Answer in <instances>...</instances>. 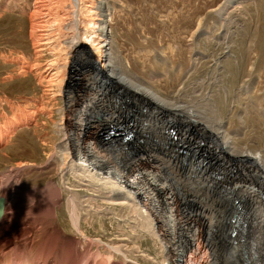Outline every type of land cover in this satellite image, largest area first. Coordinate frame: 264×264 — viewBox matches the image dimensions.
<instances>
[{
  "label": "rangeland",
  "instance_id": "rangeland-1",
  "mask_svg": "<svg viewBox=\"0 0 264 264\" xmlns=\"http://www.w3.org/2000/svg\"><path fill=\"white\" fill-rule=\"evenodd\" d=\"M228 2L230 5L226 8ZM103 5L111 10V20L107 22L110 38L107 47L108 64L115 67L114 71L118 68L120 74L132 78L135 83H142L144 85L142 87L146 86L147 90L165 99L170 108L178 106L175 113H179V116L191 117L196 124L203 126L200 129L202 131L205 129V134L211 136L210 142L214 144L211 150H218L215 141L225 142L227 137L231 138L227 146L230 144L229 147H232L234 155L240 160L237 161L241 162L238 163L242 165L240 173L235 171L238 165L227 168L225 167L227 164L220 165V162L213 161L214 166L225 170L227 177L231 176L228 185L233 187L239 182L240 187L252 189L254 193L249 195L248 190H244L241 191L242 199H237L238 196L229 198L227 183L223 180L219 182V178L214 174L216 170L212 172L208 169L211 166L209 158L214 154L205 153L206 159L202 157L201 160H196L193 155V159H190L189 145L193 143V139H197V135L190 134V131L180 130V134L183 133L180 136L181 142L177 137L175 140L168 139L167 147H164L169 151L164 152L162 134L165 130V122L171 120L173 116L157 115L153 108L144 112L142 108L145 105L136 100H130L127 107L120 109L114 95L107 90L108 87L101 84V80L96 79L97 74L93 71L92 65L73 63V55L69 56L68 46L62 38L58 40V51L62 55V63L68 62V70L66 66L58 68L59 54L56 53L52 42L53 34H50L49 26H46L52 21L47 16L49 7L46 0H0V98L10 104L9 99L3 96L7 94L16 102L19 110V118L15 123L7 119L9 122L3 124V115L0 112L2 122H0V195L6 197L8 210L2 226L0 225L2 231L0 235L13 236L10 238L12 241L19 233H13L15 230L29 229L27 228L29 225L23 223L31 217L40 219L34 227L30 226L34 231L33 229L30 231L32 233L29 240L33 243L29 249L35 254L34 259L43 258L42 248L39 246L47 234L51 236L53 231L59 233L63 231L64 236L61 233L63 238L59 246L50 250L56 248L51 254L53 253L52 257L58 258L57 260L61 255L64 257L65 254L66 259H69L67 258L69 256L70 259L66 260V264L68 262L70 264L73 258L74 261L79 260L78 256L81 255L80 260L92 259L98 253L100 258L94 257L90 259L91 261L88 260V264L89 262L92 264L96 258L102 261L111 255L110 252H114L111 248H117L126 258L125 260L114 252L112 257L113 262L116 263L131 261L134 264H199V262L200 264H243L241 258L239 260L233 256L234 249L241 248L240 233L232 237L234 229L237 228L232 221L238 208L235 204L237 201L240 208L245 205L247 209L246 246L249 247L254 243L258 253H263L264 191L261 193L258 188L263 187V182L254 176V171H250L248 164L243 163L255 157L258 164L264 168V0H104ZM36 66L38 68H35ZM4 84L8 85L4 86ZM134 106L142 112L137 131L142 138L138 140L136 137L142 142H132L135 143V147L137 144L145 150L149 146L146 152L150 153L152 156L150 158L156 160V164L147 168L149 171L141 173L156 176L155 166L161 162L166 172L165 177L160 176V181L166 180V189L169 190L165 193L166 195L174 193L170 200L176 195L175 187L184 191L186 196L189 194L190 198L193 197L190 202L189 198L180 199L182 209L188 208L186 211L189 213L186 216L192 215V217L183 219L182 213L178 216L179 225L189 229L188 232L191 227L194 228L191 231L193 232L190 238L191 245L187 243L186 238L166 237L162 232L159 234L157 229L159 224H154L155 222L152 221L151 213L154 215V211L145 199L141 198V201L148 205L151 212L147 211L143 215L139 204L120 200L117 202L116 196L114 200L109 197L110 192L115 195L116 188L113 184L108 185L105 180L102 184L95 183V178L84 171L69 172L76 161L73 152L71 156L68 154L72 163L68 162L66 167V187L62 185L60 177L63 155L57 147L63 144L64 135L77 132L73 124L76 119L81 118L80 115L83 116L84 113L83 119L86 120L81 122L90 121L89 123L92 124L103 125L105 122L101 123L99 117L104 119V114L108 115L109 112L116 116L123 114L126 117L133 112ZM133 114L136 115L134 112ZM123 118L118 119L120 123L125 122ZM154 121L157 123L154 124ZM34 122L40 124V127L28 130ZM101 127L102 131L99 130L96 143L100 142L104 147L106 144L102 142L101 137L110 128L108 125ZM17 128H22V131L12 139L10 145L4 147ZM84 139L85 143L94 140L91 136ZM180 143L186 146L185 149L189 148L190 155L188 153V156H185L179 152L178 148L183 146ZM194 143L199 147L201 145L198 141ZM105 148L109 150L107 154L120 151L114 146L107 145ZM203 149L208 152L207 148ZM138 154H142V151L136 150L132 156ZM243 175L245 178L242 177ZM48 184L57 185L61 194L60 203L53 207L54 216L49 215V217L46 213L44 215L43 212L38 213L37 210H33L35 209L33 204L46 202L50 198L47 199V193L41 199H34L35 197L28 199L24 194L25 191L30 194L39 189L44 193ZM47 190L51 193L53 188ZM219 197H225L226 201H222ZM18 199L22 202L19 203ZM185 200L189 202L188 206ZM21 203L23 206L19 205ZM172 204L173 207L180 209L178 202L173 201ZM29 209L32 210V214ZM71 210H74L76 215L73 219H78V231L73 226ZM191 211L196 214L193 215ZM10 212L14 213V217ZM33 212L37 215H33ZM19 215L22 217L20 218ZM201 220L206 221V225L205 223L203 225ZM10 222L13 225H9ZM25 226L27 227L22 228ZM9 228L13 230L8 232ZM167 239L175 242L173 245L177 252L187 254L190 249L192 261L187 260V262L177 256L169 258V248L165 246ZM23 242L21 245L26 244ZM169 242H166V245ZM60 245L61 248L65 247L61 249ZM61 252L64 253L60 254ZM85 252L88 256L84 257ZM72 253H76L74 254L77 255L76 258Z\"/></svg>",
  "mask_w": 264,
  "mask_h": 264
},
{
  "label": "bare ground",
  "instance_id": "bare-ground-1",
  "mask_svg": "<svg viewBox=\"0 0 264 264\" xmlns=\"http://www.w3.org/2000/svg\"><path fill=\"white\" fill-rule=\"evenodd\" d=\"M47 2V5L49 7V12H47V16L50 17V19L52 20L50 22V25H46V26H49L50 28V34H53L52 35V42H53V45L55 46V50H56V53L59 54V58L57 60V65L58 68L59 67H64L66 66V68L68 67V62H64L62 63V55L59 53L58 49H59V45H58V40L60 38L62 39H65V43L67 44L68 46V49H69V52L68 54H70L69 56L73 55L72 59L73 60V63H77L75 65H82L84 63H87L89 64L90 66L92 65V68H95L97 70H99V73L103 76H99L97 74V77L96 79L98 80H102L103 81V84H109L111 87H118L119 89H122L123 91H128L130 93H132L137 99L139 100H144L146 101L145 103L147 104H150L152 105V107L155 109V110H158V112L160 111H164V112H168L169 115H172L173 118L171 120H168L165 122V130H164V133L162 134V142H163V147L166 146V141L168 142V139H172V137H177V140H179V142L182 141V139L180 138V136H182L181 133L180 134V130L181 132H183L182 130L184 131H190V134H194V133H200L199 135H197V139H193V143L190 144V148L191 150L189 152H191V157L190 159L192 158L193 159V155L195 156V159H200L203 157V159H206V154L210 153V154H214L213 157L209 158V163L211 164V166L208 167V169H210L212 172H214V164L212 161H216L217 162H220L219 164L222 165V164H227L225 165V167H231V168H234L236 165H238V163H241V162H238L240 161L238 156H235L234 155V152L232 151V147H229L227 146L228 145V141H231V138H226V141L225 142H216V145H217V149L216 151L214 150H211L213 147V143L210 142V138L211 136H208L207 134H205V129L204 131H202L200 128H203V126L201 125H198L195 123V121H193V119L191 117H188V116H179L178 114L179 113H175V110H177L178 106H175L173 109L169 107V103L163 99L162 97H160L159 95H157L155 92L153 91H149L147 90L145 87H142L144 85H142L141 83H135L132 78H129L127 76H124L122 74L119 73L118 71V68L115 69L114 71V68L112 65L108 64V45L110 43V38H109V35H108V24L107 22H109L111 20V10L109 8H107V6L105 7L103 5L104 3V0H46ZM38 3V2H37ZM230 5V3L228 2L227 3V6L225 5V7L227 8L228 6ZM49 31V30H48ZM50 40V39H49ZM42 41V40H41ZM39 41V42H41ZM48 45V44H47ZM50 45V44H49ZM37 52V51H36ZM67 54V55H68ZM66 59V58H65ZM20 61V60H19ZM21 62V61H20ZM56 64V63H55ZM46 65V64H45ZM86 65V64H84ZM69 66H70V63H69ZM24 67V66H23ZM71 67V66H70ZM35 68H38L37 66ZM33 68V70L35 69ZM45 68V67H44ZM51 69V68H50ZM53 70V69H52ZM64 70V69H63ZM68 70V68H67ZM46 71V70H45ZM78 72V71H77ZM46 73V72H45ZM53 73V72H51ZM68 73V72H67ZM70 74V73H69ZM61 76V75H60ZM69 76V75H68ZM44 79V78H43ZM85 79V78H84ZM55 81V80H54ZM87 81V79H86ZM85 82V81H84ZM59 83V82H58ZM87 84V83H86ZM90 84V83H89ZM88 84V85H89ZM102 84V83H101ZM91 85V84H90ZM52 86V85H51ZM70 86V85H69ZM65 87V86H64ZM63 87V88H64ZM83 88V87H81ZM79 89V88H78ZM149 89V88H148ZM86 90H88L86 88ZM108 91H110V88L107 89ZM151 90V89H150ZM81 91V90H80ZM84 92H85V89H84ZM108 93V92H107ZM106 93V94H107ZM68 94V93H66ZM71 94V93H70ZM104 94V93H103ZM61 95V94H60ZM89 95V94H88ZM100 95V94H99ZM92 96V95H90ZM101 96V95H100ZM113 96V95H112ZM73 97V96H72ZM104 97V96H102ZM62 98V95L61 97ZM112 99V98H110ZM94 100V99H93ZM114 100V99H113ZM97 101V100H96ZM104 101V100H103ZM112 101V100H111ZM137 101V100H136ZM68 103V102H67ZM99 103V102H98ZM69 104V103H68ZM83 104V102H82ZM75 103L73 104V107H74ZM79 105V104H77ZM86 105V104H85ZM88 105V103H87ZM108 105V104H107ZM172 106V105H171ZM72 107V106H71ZM72 107V108H73ZM77 107V106H76ZM91 107V106H90ZM79 108V107H78ZM89 109V108H88ZM94 109V108H93ZM106 110V109H105ZM126 110V109H125ZM71 111H73L71 109ZM112 112V110H110ZM124 111V110H123ZM122 111V112H123ZM94 112V110H93ZM100 112V111H99ZM107 112V111H106ZM121 112V111H120ZM96 113V112H95ZM133 113V112H132ZM81 118H77L76 121L73 123L74 124V128L76 126V130L77 132H73V133H68L67 136H65L64 138V142L63 144L59 145L57 148L59 149L60 153L63 155L61 157V162H62V171H61V182H62V185L66 187V167L68 166V162H71L72 163V159H70L69 157V148L73 147V148H76V151H77V155L79 156V158L77 159V161H75L74 163V167L71 168L69 170V172H78V171H84L85 173L87 174H90L91 177L95 178L94 182L97 183V182H101V184L103 183V180H105V182H107V184L109 185V183L113 184L115 186L116 189H119V184L122 183V184H125L128 188L132 189V191H141L143 192V196H142V200L145 199L146 201L149 202V204L152 206V210L154 211V215L151 213L152 217H153V223L154 224H157L159 227L157 228L158 229V232L160 234V232H162L163 234L166 235V237H178V238H181L183 237L184 239L186 238V241L187 243L190 244V238L193 234V232L189 233L188 230L189 229H186L185 227H182L180 225H178V221L177 219H179L178 216H180V213H182L183 215V219H187V218H190L192 217V215H189V216H186L189 212L186 211L188 210V208H184V210L182 209V203L180 201L181 200H184V199H187L189 198V202H190V199H193L189 197V194H186L184 193V191H182L179 187H175L174 190L177 191L176 192V195L173 197L172 200H170V197L173 196L174 193H168L169 195H166L165 192L169 191L166 189V180H164L163 182L160 181V176H164L165 177V170H163L162 166H161V162L158 163L156 166H155V169L157 171V174L156 176H153V175H146L144 173H139L138 175H135L133 176L132 178H136V179H128V176L129 175H125L123 174L120 169H125L127 170V168H132V169H137V164L131 160V162H128L127 160L128 159H131L135 156H131V158H129L125 153L126 152H122V147L120 146V144L118 143V145H112L114 146V148H118V151L117 153H114L113 154H107V151H109L107 148V145L103 147V144L98 142L96 143L98 140L97 139V135H98V132L99 130L102 131V129H100L101 126H106V125H112V124H121L119 122V118H122L124 117L123 114L122 116H116L115 114L113 113H110L108 115L104 114V119H101L100 122L103 123V125L101 124H95V123H89V122H81V121H85L86 119H83L85 117V114L82 113ZM147 114V113H146ZM72 115V114H71ZM95 115V114H94ZM100 116V115H99ZM71 117V116H70ZM95 117V116H94ZM119 117V118H118ZM149 117V116H148ZM87 118V117H86ZM150 118V117H149ZM164 118V117H163ZM124 119V118H123ZM166 119V118H165ZM143 120V119H142ZM145 120V119H144ZM151 120V119H150ZM149 121V119H148ZM147 121V122H148ZM92 122V121H91ZM99 122V121H98ZM126 122V121H125ZM143 122V121H142ZM155 122V121H154ZM150 123V122H149ZM148 123V124H149ZM152 123V122H151ZM157 122H155L154 124H156ZM139 124V123H138ZM146 124V123H145ZM153 124V123H152ZM202 124V123H201ZM66 125V124H65ZM64 125V126H65ZM71 125V124H70ZM69 125V126H70ZM141 125V124H140ZM143 126V125H142ZM156 126V125H154ZM151 127V126H150ZM102 128V127H101ZM155 129V127H154ZM105 130V129H104ZM66 131V130H65ZM64 132V131H63ZM149 132V131H148ZM167 132H170L169 134H165ZM171 132H174L173 135H171L172 133ZM66 133V132H64ZM144 133V132H143ZM100 135V134H99ZM195 135V134H194ZM193 135V136H194ZM222 134H219V136H221ZM92 137L94 140H92V142H86L85 143V137ZM168 136V137H167ZM184 136V135H183ZM196 136V135H195ZM218 138H221L219 137ZM171 137V138H170ZM174 137V138H175ZM102 138V137H101ZM88 139V138H87ZM191 139V138H190ZM139 140V138H138ZM144 140V139H143ZM185 140V139H184ZM94 141V142H93ZM147 141V140H146ZM189 141V140H188ZM198 141V143H200V147L201 146H204L205 148H207L206 150H208V152H206L202 147L200 148L199 146H196L194 145L196 142ZM173 142V141H172ZM168 144V143H167ZM189 144V142H188ZM187 145V144H186ZM170 146V145H169ZM188 146V147H189ZM149 147V146H148ZM147 147V148H148ZM167 147V146H166ZM166 147H164V152H167L168 149H166ZM146 148V150H148ZM189 149V148H188ZM187 149V150H188ZM72 150V148H71ZM171 150V149H170ZM221 150V151H220ZM74 151V150H73ZM142 151L143 153V150H140ZM169 151V150H168ZM175 152V151H174ZM149 153V152H148ZM206 153V154H205ZM232 153V154H231ZM82 154H85L87 158H85ZM150 154V153H149ZM238 154V153H237ZM174 155V154H173ZM179 155V154H178ZM190 155V153H189ZM71 156V155H70ZM167 156V155H166ZM84 157V158H83ZM232 157V158H231ZM142 157H139L137 159H141ZM186 158V157H185ZM214 158V159H213ZM255 158V157H254ZM252 158L251 161H246L245 163L243 164H248V168L250 169V171H254L253 174L254 176L261 180L263 182V187L259 188L260 192L262 193L264 191V168L261 167L260 164H258L257 160ZM191 159V160H192ZM236 159V160H235ZM170 160V159H169ZM238 160V161H237ZM158 161V160H157ZM177 161V160H176ZM195 162V161H194ZM212 162V163H211ZM223 162V163H222ZM176 163V162H175ZM197 163V162H196ZM188 164V163H187ZM177 165V164H176ZM178 166V165H177ZM241 164L236 166L235 167V171L237 173H240V169H241ZM119 167V168H118ZM221 167V166H220ZM246 167V166H245ZM146 168V167H144ZM171 168V167H170ZM169 168V169H170ZM199 168V167H198ZM239 168V170H238ZM147 169V168H146ZM168 169V170H169ZM183 169V168H182ZM206 168V170H208ZM245 169V168H244ZM101 172H100V171ZM108 171V173H105V171ZM196 170V169H195ZM216 170H219L218 172L215 173V175H217L219 178L223 179V182L224 183H227V186L228 188H232L231 191L228 190L227 186V193L229 194V198L230 197H237V199H242V195L243 193H241V191L243 192L244 190H248L249 192V195L254 193L252 192L249 188L245 187H240L238 185V180H237V185L236 186H233L232 185H228V180L231 176L227 177L226 176V172L225 170L223 169H220V168H216ZM176 171V170H175ZM183 171V170H182ZM210 171V172H211ZM222 173H221V172ZM242 171V170H241ZM169 172V171H168ZM199 172V171H198ZM148 173V172H147ZM196 173V172H195ZM170 174V173H169ZM173 174V173H172ZM103 175V176H102ZM168 175V174H167ZM202 176V175H201ZM237 176V175H236ZM207 177V176H206ZM241 177V176H240ZM242 177L245 178V176L243 175ZM263 177V178H262ZM168 178V177H167ZM170 178V177H169ZM174 178V177H173ZM172 178V179H173ZM207 179V178H206ZM210 179V178H209ZM107 180V181H106ZM179 180V179H178ZM205 180V179H204ZM255 180V179H254ZM109 181V182H108ZM174 182V180H172ZM188 181V180H186ZM186 181H183V182H186ZM245 181V180H244ZM104 182V184H105ZM147 182V184L145 183ZM169 182V181H168ZM180 182V181H179ZM220 182V180H219ZM232 182V181H230ZM175 183V182H174ZM203 183V182H202ZM211 183V182H210ZM243 183V181H242ZM247 183V182H246ZM250 183V181H249ZM248 183V184H249ZM100 184V185H101ZM106 184V185H107ZM178 184V183H177ZM230 184V183H229ZM245 184V183H244ZM247 184V185H248ZM170 185V184H169ZM180 185V184H179ZM187 185V184H186ZM210 185V184H209ZM220 185V184H219ZM223 185V184H222ZM207 186V185H206ZM212 186V185H211ZM5 187V186H4ZM57 185L55 184H48L44 190V193H43V190L42 189H39L38 191H34L32 193H26L25 191V196L28 197V199L31 197H35L34 199L38 198V199H41L43 195H45V193H47V201L46 202H36L35 204H33L34 208L33 210H37L38 213H45L48 214V217L49 215H53V207L55 206V204H58L60 203L61 201V194L59 193V190H58V187ZM92 187H95L94 185H92ZM122 187V186H121ZM157 187V188H156ZM186 187V186H185ZM184 187V188H185ZM8 188H9V185H8ZM52 189V192L49 193V190L47 189ZM256 188V187H255ZM257 188V189H258ZM68 189V188H67ZM169 189V188H168ZM183 189V188H182ZM193 189V188H192ZM218 189V188H217ZM1 190V189H0ZM8 190V189H7ZM70 190V189H69ZM190 190V189H189ZM199 190V189H198ZM201 190V189H200ZM3 191V189H2ZM1 191V192H2ZM6 191V190H5ZM172 191V190H171ZM193 191V190H192ZM191 191V192H192ZM197 191V190H196ZM205 191V190H204ZM23 192V191H21ZM210 192V191H208ZM257 192V191H256ZM4 193V192H3ZM9 193V192H8ZM13 193V192H12ZM34 193H37V195H35ZM196 193V192H194ZM258 193V192H257ZM5 194V193H4ZM23 194V193H22ZM192 194V193H191ZM190 194V195H191ZM211 194V193H210ZM20 195V194H18ZM17 195V196H18ZM109 197L112 198V200H114V196H116V200L117 202L120 201H125L127 203H136V204H139L141 207L140 208V211L143 215H145V213L147 211L151 212V210L149 209L148 205L147 204H144L142 201H141V198L139 197V201H135V198L129 191H126V190H120V191H115V195L110 192L109 194ZM193 195V194H192ZM264 195V194H263ZM222 196V195H221ZM225 196V195H224ZM256 196V195H255ZM20 197L22 198V196L20 195ZM216 197V196H215ZM223 197V196H222ZM250 197V196H249ZM17 198V197H16ZM228 198V199H229ZM14 199V198H12ZM23 199V198H22ZM222 201H226L225 200V197L224 198H220ZM234 199V198H233ZM256 199V198H255ZM16 200V199H14ZM218 200V199H217ZM235 200V199H234ZM37 201V200H36ZM42 201V200H41ZM173 201H176L180 204V209L178 210V208L176 207H173L172 205V202ZM186 201V200H185ZM186 201V205L188 206L189 202ZM192 201V200H191ZM250 201V200H248ZM256 201V200H255ZM4 202H6V199H4ZM18 202H22V201H19L18 199ZM24 202V201H23ZM27 202V201H26ZM145 202V201H144ZM193 202V201H192ZM221 202V201H220ZM123 203V202H122ZM199 203V202H198ZM208 203V202H207ZM216 203V201H215ZM25 204V203H24ZM193 204V203H192ZM195 204V203H194ZM210 204V203H209ZM19 205H22L19 204ZM240 205V204H239ZM242 205V204H241ZM9 206V204H8ZM11 206V204H10ZM23 206V205H22ZM25 206V205H24ZM58 206V205H57ZM198 206V205H197ZM230 206V205H229ZM253 206V205H252ZM264 206V205H263ZM12 207H14L12 205ZM32 207V208H33ZM17 208V207H16ZM195 206L193 207L192 210H194ZM197 208V207H196ZM240 208V207H239ZM11 209V207H10ZM27 209V208H26ZM191 209V208H190ZM207 209V208H206ZM241 209V208H240ZM18 210V209H16ZM21 210V209H19ZM31 209H29V212H30ZM74 211V210H73ZM71 210V214H70V217H71V220H74L73 221V226L76 228V230L78 231L79 230V225L77 223V220L76 218L73 219V217H75L76 215L74 214ZM180 211V212H179ZM220 211V210H219ZM8 212V210L6 211ZM28 212V213H29ZM193 212V215H195L196 213L194 211H191ZM199 212V211H198ZM197 212V213H198ZM11 213V212H10ZM27 213V212H25ZM27 213V214H28ZM14 214V213H13ZM12 213L10 214L11 216L13 215ZM22 214H24V212H22ZM31 214H32V210H31ZM37 215L36 212H33V215ZM192 214V213H191ZM225 214V213H224ZM25 215V214H24ZM41 215V214H40ZM43 215V214H42ZM75 215V216H74ZM18 216V214L16 215ZM15 216V217H16ZM21 215H19L20 217ZM28 216V215H26ZM31 216V215H29ZM39 216V214H38ZM37 216V217H38ZM54 216V215H53ZM10 217V216H9ZM14 217V215L12 216ZM22 217V216H21ZM20 217V218H21ZM40 217V216H39ZM46 217V216H45ZM43 217V218H45ZM56 217V216H55ZM251 217V216H250ZM259 217V216H258ZM18 218V217H17ZM27 218V217H26ZM42 218V217H40ZM54 218V217H53ZM5 219V218H4ZM8 219V218H7ZM11 220V219H10ZM9 220V221H10ZM14 220H17V219H14ZM22 220V219H21ZM25 220V218H24ZM38 220H40L39 218H31L29 217L23 224H27V226L29 225V227L25 226V227H22V228H29L28 230L27 229H20L18 231L15 230V226H13L12 228L16 231H14L13 233H17L16 235L14 236L15 239H18L20 241H25L23 242V245L22 247H20L19 249L16 250L17 248V243L16 242H13L11 241V237L13 236H9V237H6V234H5V237L1 236L0 235V264H66V260H69L70 257L67 256V258L69 259H66L65 257V254H64V257L63 255H61V258H60V255H59V260L55 259V257H52V254H51V251H55L54 250H50V249H53L54 247L56 246H59V242L62 240L61 238L62 235L64 236V233L63 231H61V233L57 232V231H53L54 233L50 236V234L47 236H45V238H43V242L42 244L39 246V248L41 247V257L43 256V258H37V259H34L33 257H35V254L32 253V250L31 249V242L29 240L30 238V231H34V225H36L38 223ZM148 220V219H147ZM20 221V220H19ZM42 221V220H41ZM47 222V220H45ZM186 221V220H185ZM15 221H13L14 223ZM21 222V221H20ZM147 222V221H146ZM187 222V221H186ZM200 222V220H199ZM206 221H203L201 220V223H205ZM6 223V221H5ZM11 223V222H10ZM17 223V222H16ZM43 223V222H42ZM184 223V222H183ZM3 224V222L1 223ZM0 224V225H1ZM15 224V223H14ZM18 224V223H17ZM40 224V223H39ZM153 224V225H154ZM8 225V224H7ZM9 225H13L12 223L9 224ZM16 225V224H15ZM183 225V224H182ZM185 225V224H184ZM204 225V224H203ZM206 225V223H205ZM2 226V225H1ZM1 226H0V232L1 231ZM17 226V225H16ZM30 226H33L32 228H30ZM48 226V224H47ZM155 226V225H154ZM186 226V225H185ZM194 226V225H193ZM222 226V225H220ZM254 226V225H253ZM263 226V225H261ZM8 227V226H7ZM36 227V226H35ZM38 227V225H37ZM157 227V226H156ZM218 227V226H217ZM155 227H153L154 229ZM219 228V227H218ZM256 228V227H255ZM12 229V230H13ZM38 229V228H37ZM57 229V228H56ZM194 229V228H193ZM196 229V228H195ZM220 229V228H219ZM261 229V228H260ZM8 230V229H7ZM11 230V228H9L8 232ZM11 230V231H12ZM39 230V229H38ZM59 230V229H58ZM217 230V229H216ZM235 230V229H234ZM10 231V232H11ZM37 231V230H36ZM156 230H154L155 232ZM41 232V231H40ZM157 232V234H158ZM3 233H6V232H3ZM30 233V234H29ZM156 233V232H155ZM204 233V232H203ZM256 234V233H255ZM262 234V233H261ZM9 235H11V233H9ZM152 235V234H151ZM156 235V234H154ZM25 237V238H24ZM33 237V235H32ZM153 237H156V236H153ZM174 237V238H175ZM196 237V236H195ZM257 237V236H256ZM263 237V236H262ZM209 239V238H208ZM241 239V238H240ZM33 240V238H32ZM211 240V239H210ZM95 241V240H94ZM169 242L168 245H166V242ZM179 241V240H178ZM181 241V240H180ZM198 241V240H197ZM196 241V242H197ZM256 241V240H255ZM12 243L11 246H8V244ZM21 242V244H22ZM215 242V241H214ZM66 243V242H65ZM163 243V242H162ZM181 243V242H180ZM186 243V242H185ZM262 243V242H261ZM104 244V243H103ZM175 242H172V239H167L165 240V246L169 248V252L168 253L170 255L169 258H171V256L174 258L177 256L179 257V259H183L184 261H192V255H191V250L188 249L189 253H185L183 254L181 251L177 252L174 248V245ZM192 244V242H191ZM190 244V245H191ZM263 245V243H262ZM177 246V245H176ZM184 246V245H183ZM189 246V245H188ZM65 247V246H63ZM62 247V248H63ZM73 247V246H72ZM71 247V248H72ZM105 247V245H104ZM30 248V249H29ZM60 248H61V245H60ZM61 248V249H62ZM68 248V247H66ZM65 248V249H66ZM111 248V247H109ZM203 248V247H202ZM206 248V247H205ZM233 248V247H232ZM69 249V248H68ZM66 249V250H68ZM75 250H80V249H76V248H73ZM114 250V252H116L117 255L119 256H122L123 259L126 260L125 256L122 255L119 250L117 248H111ZM193 249V248H192ZM198 249V248H197ZM9 250V251H8ZM64 250V249H63ZM70 250V249H69ZM72 250V249H71ZM74 250V251H75ZM264 250V249H263ZM72 251V252H74ZM204 251V250H203ZM202 251V252H203ZM261 251V249H260ZM57 252L59 253V251L57 250ZM69 252V251H68ZM76 252V251H75ZM79 252V251H78ZM77 252V253H78ZM114 252H110L111 255H109L106 259H102V261H100L101 259H97L96 260H93L92 261V264H134V263H131V261H124V263H116V262H113V257H112V254ZM185 252V251H184ZM193 252V251H192ZM206 252V251H205ZM64 252H61L60 254H62ZM92 253V252H91ZM109 253V252H108ZM57 254V253H56ZM70 254V253H68ZM73 254V253H72ZM76 254V253H74ZM73 254V257L77 256V255H74ZM79 254V253H78ZM89 254V253H88ZM199 254V253H198ZM203 254V253H202ZM90 255V254H89ZM95 255V254H94ZM99 253L97 254V256H94V257H99ZM230 255V254H229ZM228 255V256H229ZM241 255H242V247L241 248H238L237 249H234V253H233V256L234 257H237V259L241 258ZM57 256V255H56ZM83 256H88L86 255V252H85V255L83 254ZM58 257V256H57ZM80 259H82V255L81 257L78 256ZM91 257V255H90ZM93 257V256H92ZM94 257L92 259H94ZM102 257V256H101ZM252 257V251H249V257L248 259H251ZM65 258V259H63ZM76 258V257H75ZM100 258V257H99ZM75 260L74 261V258L72 261H70V264H88V260H90L89 258L88 259H84V260ZM91 259V260H92ZM208 259V257H207ZM90 260V261H91ZM210 260V259H209ZM171 261V259H170ZM187 261V262H188ZM68 262V261H67ZM208 262V261H207ZM69 263V262H68ZM67 263V264H68ZM91 262H89L90 264ZM170 263V262H169ZM175 263V262H174ZM200 264V262H199ZM210 264V263H208ZM234 264H237V263H234Z\"/></svg>",
  "mask_w": 264,
  "mask_h": 264
},
{
  "label": "water",
  "instance_id": "water-1",
  "mask_svg": "<svg viewBox=\"0 0 264 264\" xmlns=\"http://www.w3.org/2000/svg\"><path fill=\"white\" fill-rule=\"evenodd\" d=\"M97 70V69H96ZM99 71V70H98ZM117 95L120 96L122 95V91H118L117 92ZM4 199L2 197H0V220L3 216V213H4ZM239 215L234 217V222H236V226H237V229H235V232H234V235H236L238 232L241 233L242 235V239L240 240V243L242 244L243 246V250H242V259L244 261V264H258L260 262L263 261L264 259V255L261 254V256H258V249L256 247V245L252 244L249 248H251L253 250V253H252V262L249 261L248 259V249L246 247V244L244 242V238H245V233H246V220H245V209H242L239 211ZM242 227L241 229L239 227ZM242 230V232H241ZM245 248V249H244Z\"/></svg>",
  "mask_w": 264,
  "mask_h": 264
},
{
  "label": "crops",
  "instance_id": "crops-1",
  "mask_svg": "<svg viewBox=\"0 0 264 264\" xmlns=\"http://www.w3.org/2000/svg\"><path fill=\"white\" fill-rule=\"evenodd\" d=\"M7 85L8 84H4V86H7ZM9 101H10V104H8L6 102H3L1 100V98H0V106H1L0 107V112H2V115H3V124H5L7 122V119H9V120H15L18 117L19 110L17 108V105L15 104L16 102L14 100H12V99H9ZM37 101H38V99L36 100V102ZM34 127L39 128L40 127V124H38L37 122H34V123H32L30 125V127L28 128V130H31V129L33 130ZM19 131H22V128H19L17 131H15L14 133H12V135L10 136V138L8 139V141L4 144L5 147L8 146V145H10L12 143V139H14V136H16L19 133ZM44 137H46V136H44Z\"/></svg>",
  "mask_w": 264,
  "mask_h": 264
}]
</instances>
